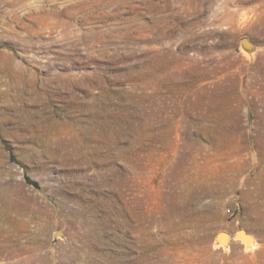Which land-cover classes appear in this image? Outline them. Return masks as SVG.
<instances>
[{
  "label": "rangeland",
  "instance_id": "obj_1",
  "mask_svg": "<svg viewBox=\"0 0 264 264\" xmlns=\"http://www.w3.org/2000/svg\"><path fill=\"white\" fill-rule=\"evenodd\" d=\"M10 77L35 79L44 104ZM5 90L8 130L20 111H104L112 136L97 164L107 149L88 136L51 155L0 132V183L46 211L0 226L21 243L49 228L0 264H264V0H0Z\"/></svg>",
  "mask_w": 264,
  "mask_h": 264
},
{
  "label": "bare ground",
  "instance_id": "obj_2",
  "mask_svg": "<svg viewBox=\"0 0 264 264\" xmlns=\"http://www.w3.org/2000/svg\"><path fill=\"white\" fill-rule=\"evenodd\" d=\"M25 78L10 77V82L12 80L11 88L14 89L16 92L15 96L24 98V95L26 94L31 96L36 95L37 97H35V100L33 99L34 100L33 103L44 104L41 97L43 95V92L41 93L37 90L36 87L37 84L35 79L29 80L30 78L29 79L28 77L27 79ZM64 79L67 81L65 87L67 86L71 87L70 86L72 84L71 79L73 78L67 77L66 79L64 77ZM126 79H129V77H126ZM161 79L164 80L165 77H137L136 81L150 80V82L148 81L146 82L147 86L149 83L158 86L159 85L158 82ZM45 89L46 86L41 88V90H45ZM9 93L10 91L7 90L6 92L3 91V93L0 95L7 96L9 95ZM91 100L93 101V104L90 107L94 109L98 106V103L94 102L95 100L94 98H92ZM75 104L71 106L72 109L80 108V105L78 104L75 105ZM27 112L28 113H26V116L24 118L22 117L21 111L16 112L17 116L16 118L13 119L16 126L14 125L13 129L11 130L5 128L6 122L10 119L4 116L0 121L1 134H3V136L7 138H11L16 141L31 144L27 146V149L30 151L33 150L32 144H39V146H41L44 152L50 153L51 155L55 154L59 150L67 151V149L70 147L76 150L80 149L79 147H81V145L83 144L84 138H86L85 136H88L90 141L94 140L96 142H101L103 143L104 148L107 149V152L101 157H97V155L95 156L97 157L95 159V162L97 161V164L107 163L109 158L108 150H110L111 147V136H112V130H111L112 120H111V115L109 113L104 111L102 112L90 111V113H88V116H90L91 119L87 121L82 118H77L76 116H72L74 112H70L69 114H71V116L68 117L66 116L65 118L62 119L61 118L54 119L52 115L50 116V115L42 114L40 113V111H35V112L27 111ZM157 122L158 120L153 121V123H157ZM82 123H85L86 125L79 127L78 124H82ZM20 124L22 126H19ZM148 124L149 123L147 122L145 123L142 122V124H140L141 129L139 127L137 128L134 127L131 130L133 132H136L137 137L140 140H142L146 136L144 133L145 131L144 129L146 128V130L149 131L150 127ZM152 137L164 138V134L163 132H159L158 135ZM73 145H75L76 147H72ZM95 152L99 153L98 147L94 148V153ZM76 153L80 154L81 157L83 156L80 150L76 151ZM102 181H104V179H102ZM259 186H264V178L261 179ZM24 200H25V196L21 192H19V190L15 191L13 189H9L8 187L0 183V221L6 222L7 224L11 225L13 230L14 228L16 229L17 225L20 228H23L25 230L27 229L26 228L27 221L23 220L24 218L21 219V217L27 212H31L34 214L31 215L30 217L31 220L36 218L42 219L46 214V211L43 210L42 206L36 205L35 203H33L31 206L29 205L27 206V204L23 202ZM47 228H48L47 222L41 220L40 222L36 223L34 230L32 231L29 230L30 231V233H28L29 237H27L28 242L21 243L19 241L18 236L16 237L15 236L16 234L14 235V233H12L14 232L13 230L12 232H9V230H7L4 226H0V243H1L0 252H7L13 254V252L20 251V252H26L28 254L37 251V249H40L45 244V235H46L45 233H47ZM243 234H241L240 236L243 237V239H245L244 241H246L247 239L245 237L246 235L244 236ZM39 237L41 238L39 239Z\"/></svg>",
  "mask_w": 264,
  "mask_h": 264
},
{
  "label": "built area",
  "instance_id": "obj_3",
  "mask_svg": "<svg viewBox=\"0 0 264 264\" xmlns=\"http://www.w3.org/2000/svg\"><path fill=\"white\" fill-rule=\"evenodd\" d=\"M227 213H231V211L230 210H227Z\"/></svg>",
  "mask_w": 264,
  "mask_h": 264
}]
</instances>
